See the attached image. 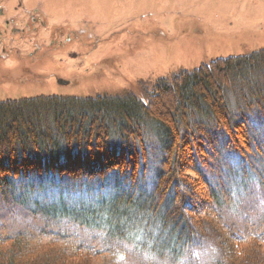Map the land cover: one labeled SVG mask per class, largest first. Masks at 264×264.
Here are the masks:
<instances>
[{"label": "rangeland", "instance_id": "rangeland-1", "mask_svg": "<svg viewBox=\"0 0 264 264\" xmlns=\"http://www.w3.org/2000/svg\"><path fill=\"white\" fill-rule=\"evenodd\" d=\"M23 1L29 10L42 6L43 10L40 14L47 23V30L41 33L39 32L41 30L38 31L37 50L33 43L22 39L20 44H17L21 50V57L7 50V56L0 59V104L49 96L109 97L143 101L147 100V96L150 97L157 86L172 85L176 77L182 76L183 73L206 69L207 66L214 68L218 62L226 59L251 57L264 52V0H37L38 6L30 5V1L33 0ZM22 10H18L17 15L20 16L21 25L24 26L27 13L31 12ZM50 34L54 37L55 45L50 44ZM0 54H3L2 51ZM251 71L248 74L254 79L255 85H258L259 89H264V60L255 63ZM248 74L243 71L237 75L244 77ZM237 75L233 76L232 73L220 78L218 86L222 92L221 96L224 90L226 92L223 103L224 105L227 103L226 113L232 118L229 121L225 116L230 124L226 129L236 136L234 138L236 144L250 146L253 151L251 160L257 166V171L264 174V159L261 158L264 157V119H260L261 123H255L253 116H246L247 113L252 112V108L259 109L256 104L249 105L258 97L252 88H247L252 83L243 82V78H237ZM58 81H66L67 85ZM177 98L175 94L164 95L162 103L166 104L167 108L173 109L177 107ZM156 101L157 99L153 100V103ZM258 103L261 106L260 101ZM198 104L203 105L201 102ZM201 107L198 110L189 107L187 112L192 113L191 118L194 121L189 116H184V122L191 128L194 122L208 123V128L211 130L209 141L221 145L223 133L220 131L226 126L219 128L225 123V119L220 117V113L223 112L222 106L217 103L213 117L200 115ZM261 109L264 110V104ZM240 111H244L243 116L237 118L236 113ZM173 112L169 118L175 122L178 117L177 112ZM263 114L264 111L261 115ZM120 121L126 129V136L121 128L118 130L116 124L113 126V134L118 135L116 138L120 142L119 146L122 144L121 154L110 153V148L105 156L96 155L100 152L98 148L101 142H105L104 131L101 133L100 141V138L93 140L92 143L96 142L98 146L96 150L93 147L91 155L93 160L103 165L108 161V158L104 160V157L109 156V160H114L112 161L114 166L108 170L116 169L115 172L121 174L122 179L128 181L132 173L138 175L134 182L141 180L144 184L143 187L136 185L133 191L134 196L138 198L139 195L136 194L138 191L148 194L147 185L154 179L165 152L163 147L165 137L162 135L163 129L161 130L159 122L152 117L145 118L141 127L135 125L131 118H120ZM51 122L48 119L47 123ZM84 140L87 141L85 137L78 136L79 147L76 150L81 149ZM117 146L114 147L118 151ZM0 150L7 153L5 144L0 145ZM139 151L145 153L146 158H141ZM259 152L262 153L261 157ZM18 153L17 150L15 156H20ZM28 153L37 155L31 150H28ZM83 154L86 153L80 152L78 157L73 154L65 156L67 163L61 162V169L66 172L73 171L78 177L86 171L95 172L91 175L90 184L93 185L90 187H74L67 181L47 179L45 175H40L42 173L40 172L32 175H36V178L30 188H27L28 185L20 187V183H28H24L21 179L22 181L16 183L17 188L13 189V184L9 183L10 178H7L6 182L9 186L3 191L0 188V236L21 237L16 240L22 241V244L16 240L10 241L3 246L4 250L7 246H13L10 249L15 248L17 255H23L25 264L37 262L117 264L121 257L123 264H149L157 263L151 250L154 247L152 242L158 241L167 245L168 249L165 248L162 254L169 257V249L175 246L170 244L168 236H161L159 230L153 225L149 226L150 222L145 218L140 217L141 219L136 220L137 223L135 220L129 224L126 220L124 223L127 235L123 236L143 244L136 246L138 248L136 251L127 245L129 243V240L125 239L127 237L114 240L112 239L114 236L109 238L108 234L106 236L97 234L95 228L78 226V223L84 226L81 222L83 217H91L86 214L88 211L98 213L96 223L102 216L107 221L106 215L101 216L100 202L103 199H112L114 195L112 191H106V187L101 191L99 180L96 182L97 174L102 175L106 172V167L101 166L103 169L100 172L101 169H98L100 163L91 164L89 159L85 161L87 157L83 158ZM191 154L192 150L187 146L182 148L177 158L185 162ZM225 160L224 157L222 162ZM16 161L20 162V160ZM58 163L59 161H52L45 166L39 160L37 163L29 161L22 168L42 171L48 167H58ZM4 165L2 171L5 172L0 176L12 175L13 165L9 166L7 162ZM118 169L121 171L118 172ZM236 172L241 175L239 170L236 169ZM37 176H40L41 180H38ZM230 186L233 192L235 191L232 199L237 216L258 218L264 214V195L255 187L251 175L243 180L234 178ZM121 187L124 188V185L121 184ZM249 187H255L257 190H250L247 194L241 193L245 189H250ZM203 210L207 211L209 208ZM120 218L116 215L113 221L116 222ZM180 220L184 222L183 219H179L178 222H181ZM191 220L194 224L198 223V220H204L202 223L209 226L208 229L216 227L215 222L207 218L193 216ZM189 223L192 224L191 221ZM208 229L201 228L203 234L205 233L209 238L207 243L203 245L202 241L197 240L203 247L197 248L194 256L191 257L184 250V258L180 260L182 264H214L217 257H221L222 250L217 240L218 235ZM109 230L110 227L108 233ZM197 230L201 232L199 228ZM238 230L241 232V229ZM147 231L154 234L151 243L146 238ZM89 239H95L97 243L106 241L104 248L93 246L95 242ZM234 242L233 244L237 246L235 249L236 252L238 251L237 256L243 260L241 264H248L245 256L248 253L249 256L252 255L249 251L251 243ZM254 243L259 254L252 255L249 264H253L252 260H255V264H264V242ZM117 245L126 248L130 256L127 257L128 253L122 254L120 251L112 254L99 251L97 254L98 249L104 250ZM139 257L142 263L138 262Z\"/></svg>", "mask_w": 264, "mask_h": 264}, {"label": "trees", "instance_id": "trees-1", "mask_svg": "<svg viewBox=\"0 0 264 264\" xmlns=\"http://www.w3.org/2000/svg\"><path fill=\"white\" fill-rule=\"evenodd\" d=\"M263 60L264 52H261L251 57L226 59L218 62L214 68L207 66L210 68L206 67V69L183 73L182 76L176 77L172 85L161 84L159 87L157 86L150 97L148 98L147 96V100L143 101L109 97L81 98L49 96L32 98L22 102L9 101L5 102V104H0V145L5 144L7 148V153L0 150V175L2 172H5L2 171V168L5 166L4 163L7 162L9 166L13 165L12 175L0 176V188L3 191L9 186L6 182L7 178H10L11 182L9 183L13 184V189L17 188L16 183L18 184L21 179L24 183H28H20L19 186L28 185L27 188H30L35 183L34 178H36V175H32L34 173L39 174L40 172H42L40 175H45L47 179H57L58 182H61V180L67 181L68 183H72L71 185L74 187H90L93 185L90 184L92 183L91 175L95 172L86 171L79 174L81 177H78L73 171L66 172L61 169V162H66L65 156H72L71 154H73V156L78 157L80 152H85L86 154H83V158L87 157L85 161L89 159L91 164L100 163L98 165V169H101L99 170L100 172L103 169L101 166L107 169L102 175L100 173L97 174L98 179L96 182L99 180V189L102 191L106 187V191H112L114 195L112 199H103L100 202L102 206L101 216L103 214L106 215L107 221L103 216H100L99 222L96 223L98 213L88 211L86 214L91 217H83L81 222L84 223V226H81L79 223L78 226L95 228L94 230H97V234L101 233L103 236L108 234V237L114 236L112 238L114 240L116 238L124 239L127 237L123 236L127 235L125 234V221L127 220V224L133 220L137 223L138 221L136 220L140 217L145 218V220H149V226L153 225L159 230L161 236H168L170 244L173 247L175 246L169 249L170 256L168 257L162 254L165 248H167V245H163L158 241L155 243L152 242L154 247L151 251L157 263L149 264H182L183 262L180 260L184 258V250L187 251L189 257L194 256L195 250L203 247L209 239L201 230V228H209V226L202 223L204 220H198V223L194 224L191 218L193 219V216L207 218L216 224L217 228L212 227L208 230L218 235L219 239L217 240L222 250L221 257L218 256L214 264H241L243 260L237 256L238 251H235L237 246L233 243H235L234 241L245 244L251 243L249 245L250 253L252 255H258L259 253L255 249L254 242H264V214L258 218L253 217L254 219L248 218L249 216L246 215L237 216L232 199L235 191L233 192L230 184L234 178L243 180L251 175L255 187L259 191H262L264 195V174H260L257 171V166L251 160L253 151L250 146L244 147L236 144L234 139L236 136L229 133L226 129L230 127L227 119L231 121L232 118L231 115L228 116V113H226L225 106L227 103L225 105L223 103L224 99H226V92L222 90L223 94L221 96L222 92L218 86L221 80L220 78H224L226 75H231L232 73L233 76H236L237 74L243 73V71L248 74L252 72L251 68L255 63L258 64L259 61L263 62ZM241 77L243 78V82H247V84L252 83L247 88H252L256 97H258V99H254L252 104L249 105L256 104L259 108H252L251 113H244V115L253 116L255 123H259L264 119V114L261 115L264 111L261 109V106L264 104V89H259V86L255 85V81H253L254 79L251 78L250 74L245 75V78L242 75H237V78ZM172 94L178 96L177 107L173 109L172 107L167 108L165 106L166 104L163 105L162 103L164 95L169 96ZM155 99L157 101L153 103ZM198 101L203 105H199ZM259 101L261 106L258 103ZM217 103L223 108L220 117L225 119V123L221 122L222 125L219 128L226 125L220 131L223 133H221L223 135L221 145H216L209 141L208 136L211 130L208 128V123L194 122L191 128L184 122L186 116L192 117V113L187 112L189 107V109L194 108L198 110L202 106L200 108V115L204 114L208 117L212 115L213 117ZM246 105H248L247 102ZM173 111L177 112L178 117L175 122L169 118L171 112L172 114L174 113ZM243 112L236 113L237 118H242ZM149 117L157 120L161 130L163 129L162 135L165 137L163 147L165 152L156 169L154 179L150 182L148 181V194L138 191L136 193L139 195L137 198L133 193L136 185L144 186L141 180L134 182L138 175L135 176L132 173L131 178L127 181V179L120 178L121 174L118 175L115 172L116 169L108 170L114 166V162H112L114 160H109V156L104 157V160L108 158V161H105V165L97 160H93L91 152L94 150L93 147L95 150L97 149L98 143L95 142L93 144L92 142L99 138L100 141L101 133L105 131L106 133H103V140L105 142H101V146L98 148L100 152L96 155L102 154L105 156L110 148V153L116 152L119 155L122 152V144L119 146L120 142L116 138L118 135L113 134V126L116 124L119 128L118 130L121 128L126 136V129L123 128L120 118H131L135 122V125H140L141 127L143 126L142 122L144 119ZM48 119L52 121L50 124L47 123ZM191 120L193 119L191 118ZM244 121L247 122V119L244 118ZM117 127L114 129L116 130ZM231 127L233 128V126ZM80 135L85 137L87 141L84 140L81 144V149L78 151L76 149L79 147L78 136ZM117 141L119 142L118 146ZM114 146L118 147V151L115 150L116 148ZM187 146L192 150V154L188 160L182 162L177 157L182 148ZM17 150L20 156H15ZM28 150L33 151L34 155H37H30L31 153H28ZM88 153L91 156H88ZM139 154H141V158H146L145 153L139 151ZM259 154L261 157L262 153L259 152ZM224 157L226 160L222 162ZM261 158L264 159V157ZM16 160H20V162L18 163ZM38 160L45 166L46 163L59 161V166L55 168L48 167L42 171L25 167L22 168L25 163H29V161L31 163H37ZM37 166L39 165L37 164ZM175 166L177 167L175 168ZM56 168L58 170L54 171ZM236 169L239 170L242 177L236 172ZM120 171L118 169V172ZM140 171H138L139 174ZM37 178L41 180L40 176H37ZM147 180L148 178H146ZM228 181L230 182L228 183ZM121 184L124 185V188H120ZM255 187H249L250 189H245L241 193L247 194L250 190L255 191ZM206 207L209 210L204 211L203 209ZM116 215L121 218L114 222L113 218ZM179 219H183L184 222L181 220V222H178ZM190 221L192 224L189 223ZM108 227H110L109 233L107 232ZM238 229H241V232ZM153 237V233L146 232V238L150 240V243ZM20 238H12L10 235H7L6 238L2 235L0 236V264H25L22 259L23 255H17L15 248L10 249L13 246H7L5 250L3 247L7 243H10V241H15ZM125 239L129 240L127 245L130 248L132 247L133 251L138 250L136 246L143 245L142 243L139 244L135 239L128 237ZM197 240L202 241L203 245L199 244ZM16 241L22 244V241ZM89 241H94L95 244L92 245H96L99 248H104L103 245L106 243V241L97 243L95 239H89ZM119 246H111V248L104 250L98 249L97 254H99V251L100 253L105 251V253L110 254L120 251L122 254L128 253L127 257H129V251ZM242 253L243 251L241 250V256ZM249 255L248 253L245 256L247 258L245 259L247 261L246 263L248 264L252 257V255ZM137 260L141 262V257L137 258ZM252 262L255 264V260H252ZM35 264L49 263L37 262Z\"/></svg>", "mask_w": 264, "mask_h": 264}, {"label": "flooded vegetation", "instance_id": "flooded-vegetation-1", "mask_svg": "<svg viewBox=\"0 0 264 264\" xmlns=\"http://www.w3.org/2000/svg\"><path fill=\"white\" fill-rule=\"evenodd\" d=\"M30 5L38 6V1H30ZM20 9H23L22 11L31 12L30 14L27 13L28 17L24 26L21 25L20 16L17 15V11ZM42 10V6L35 7L32 10L27 9L25 1L23 0H0V51L3 53L0 54V59L7 56V50H9V53L21 57V50H19L17 44H20L22 39L33 43L32 45H34L35 50H37L36 44L39 42L37 39L38 33L47 30V23H45L43 16L40 14ZM39 16H41L40 19H38ZM62 33L64 34V32ZM61 36L63 37L64 35ZM50 38V44L52 43L55 45L56 42L53 41L54 37L52 34H50ZM58 82L60 83L61 81Z\"/></svg>", "mask_w": 264, "mask_h": 264}, {"label": "clouds", "instance_id": "clouds-1", "mask_svg": "<svg viewBox=\"0 0 264 264\" xmlns=\"http://www.w3.org/2000/svg\"><path fill=\"white\" fill-rule=\"evenodd\" d=\"M117 264H123V258L122 257L118 259Z\"/></svg>", "mask_w": 264, "mask_h": 264}, {"label": "water", "instance_id": "water-1", "mask_svg": "<svg viewBox=\"0 0 264 264\" xmlns=\"http://www.w3.org/2000/svg\"><path fill=\"white\" fill-rule=\"evenodd\" d=\"M60 83L63 84V85H67L66 81H61Z\"/></svg>", "mask_w": 264, "mask_h": 264}]
</instances>
